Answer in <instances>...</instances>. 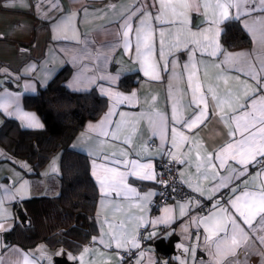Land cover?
Masks as SVG:
<instances>
[{"label": "crops", "instance_id": "crops-1", "mask_svg": "<svg viewBox=\"0 0 264 264\" xmlns=\"http://www.w3.org/2000/svg\"><path fill=\"white\" fill-rule=\"evenodd\" d=\"M155 4V6H154ZM252 7H255L253 5ZM159 8L158 0H0V98H4L6 94H12L13 97H18L16 103L19 104L21 110L26 113L34 114L41 125L43 121L36 110L29 109L24 105V97L27 95L37 94L40 88L48 86L59 73L67 68L69 75L64 81V85L71 91H88L96 89L98 93L108 99V106L103 114L95 119L88 120L84 126L76 133L70 142V148L82 152L89 157L91 175L95 180L98 188V200L95 207V217L98 226V233L86 244L84 247L76 252L65 250L61 247L52 248L43 242H39L30 247H23L18 242H12L11 231L13 230L18 215L15 210V205H23L35 196L54 195L58 193V177L61 173V151L57 152L53 158L43 167L41 175L30 176V167L28 162L23 159H14L1 145H0V196L4 199V208L11 214V219L5 222V229L10 227V231L0 230V260L3 264H9L10 261L22 260L24 254L29 255V259L38 261V264H56L58 258L67 260L70 264H81L80 257L84 253L85 248L91 251L84 256L85 264L88 261H93L94 264H123L121 252H126L123 248L116 249L105 248L100 244L98 238L102 234V220L108 218L115 222L124 220L127 227L132 230L133 235H138L139 230L135 229L134 223H128L126 220L127 214H135L138 216H145L148 220H156L165 217V208L173 209L171 216L173 217L168 224H157L155 227H146V237L149 243L142 248L139 239L140 247L131 249V252L137 253L131 257L129 264H181V261H187V264H211L212 256L205 250L203 237L207 234L203 226L197 228L195 224H190L192 217L196 215L207 216L212 210L213 205L219 201L220 204H225L229 196L239 194L242 188L254 190L264 183V177H257L256 173L261 170L264 165L253 163L248 164V175L241 177L240 180L234 181L229 188H221L215 194L211 193V189L217 183L218 179H212L209 175L207 180L202 182V187L205 190V195L201 196L194 192L196 201L200 204L206 200L208 207L204 211L198 210L199 206L195 203L188 206L187 215L181 216L177 204H183L186 200H179L174 202H167L163 204L158 211L153 208L154 200L157 196L156 180H141L135 177L128 178V184L137 189L143 196L147 193H154L149 199L150 203L144 206L143 210L138 208H128V201L117 197L114 193L108 197L111 203H102L103 191L97 181L94 172L99 176H104L100 168L95 165H103L108 167H117L119 170H125L122 165H115L112 163L113 157L111 154L116 153L115 158L124 159L120 156L121 151L128 153L127 159L138 160L141 163L151 162L154 171L157 173V161L160 157L171 159L167 154L171 150V145L165 144L161 147L159 137L153 136L147 120H139L137 125V132L133 137L131 144H124L121 140H112L111 138L98 137L95 131H89V126H97L105 119L106 114L113 108V99L111 94H104L100 87L109 90L110 93L119 92L125 96H130L136 93L139 103L135 106L127 104H120L115 108V115L111 118L112 126L115 122L121 119L120 113H126V118L129 120L139 119V114L148 109V105L155 97L154 107L161 112L171 114L172 101L168 96V84L171 80V63L169 64V71H160V80H152L145 76L138 61L135 58V47L130 51H126L123 47L122 25L125 17L132 13L133 30L138 25L140 16L143 15V9L152 14L153 17L157 15ZM235 9L230 10V15L234 14ZM211 15V12L209 13ZM190 28L193 33H201L209 25L202 23L205 16L196 12L190 14ZM253 16H260L261 13L253 12ZM72 17L75 31L65 28H57L63 18ZM246 17L241 18L239 22L243 27V21ZM228 19L224 20L218 25L220 29L219 44L221 46L220 37L224 30V24ZM153 25L159 29V25L153 19ZM165 41V56L164 60L171 61L172 57L167 53V47L172 39V32L169 25L163 26ZM245 30V29H244ZM245 32H247L245 30ZM248 33V32H247ZM251 38V44L248 47L224 50L228 54L245 53L248 54L245 59L250 60L259 69V62L257 55L264 56V48L248 33ZM211 35V34H210ZM75 37V39H73ZM134 39V32L131 35ZM191 39L192 37L187 32V29L181 33V39ZM202 39L200 35L195 37ZM159 31L155 33V41L157 49H159ZM77 41H80L79 43ZM194 47L192 44H187L184 49L176 50L174 52L179 63L176 66L177 73H183V79L172 80L174 86L188 91L186 84L187 72L182 68L190 56L186 48ZM95 53L97 51L107 56V64L105 66L104 56L100 60H96L94 56L85 54ZM79 57L78 59H76ZM156 60L158 63H163L157 50ZM197 61H204V64H198L199 74L198 79L205 86L211 84L218 85V90L223 93L226 88L232 89L239 94V104L244 105V108L249 107V99L253 94V89L257 88L256 82L244 72H237L231 66H228L225 74L229 77L227 85L224 81L218 80L217 77L224 72V66L217 67L221 64L222 56L218 55L210 57L202 49L196 51ZM77 73H83L82 81L79 85L73 84V78ZM110 74L118 77L115 83L108 81L97 80L96 84H86L88 77L94 74L104 75ZM137 73V83L130 89L125 90L121 88L120 81L124 75ZM264 82V77H262ZM249 85L248 93L240 92L241 84ZM82 90H75L76 88ZM86 89V90H83ZM262 93L257 90L255 95L259 96ZM190 97H185V100ZM16 103H13L9 108V112L14 111ZM237 111L231 114H238L242 109H238L233 105ZM193 109L187 108L184 112V117L192 114ZM206 119L198 126H194L191 130L182 129L177 125V129L182 131L184 135L191 139L198 140L203 149L208 153H213L214 150L221 148L225 141L229 140V128L220 121L218 115L213 113L212 103L209 101V106L206 112ZM6 119H14L24 129H41L27 126V121L21 120L17 115H8L0 109V126ZM44 126V125H43ZM111 130V129H110ZM127 131L122 135H127ZM238 138L232 137V139ZM105 139L106 144L102 153L93 155L96 151L95 144L97 140ZM187 144L182 146V151L186 150ZM146 149V150H145ZM203 151V150H201ZM136 152L140 155L137 156ZM108 156L109 159H104ZM192 158L195 159V152L192 153ZM264 159V157H257V160ZM172 160V159H171ZM214 163L218 161L213 160ZM55 163L56 171H53V164ZM228 163L234 164V161L229 160ZM237 167H239L237 165ZM219 175L226 174V169H217ZM183 172V178L187 180L191 174L195 172L194 167H187L180 164V173ZM157 177V176H156ZM27 182L28 190L25 193L23 200L7 199L5 189L15 190L20 185ZM187 185V184H186ZM188 186V185H187ZM236 187V192H230L231 187ZM190 188V187H189ZM191 189V188H190ZM192 190V189H191ZM208 195H212V199H208ZM119 202L123 205L127 212H114L113 205ZM229 211L232 215L238 214L229 206ZM259 218L253 221L251 227L241 224L247 233L248 239L240 243L236 247L234 255L228 257L229 260L235 261L236 264H264V243L261 242V237L264 236V228L259 224ZM188 227V232L184 231ZM107 226H103V231H107ZM9 234L6 236V234ZM191 236V239H185L186 236ZM177 238L174 245V253L171 258L165 255L162 251H158L155 247V242L159 239L169 241L171 237ZM151 237V238H149ZM199 237V240H197ZM189 249L185 252L184 249ZM18 250L14 252L13 250ZM194 251V259L190 255ZM162 252V253H161ZM170 259V260H169Z\"/></svg>", "mask_w": 264, "mask_h": 264}, {"label": "snow or ice", "instance_id": "snow-or-ice-1", "mask_svg": "<svg viewBox=\"0 0 264 264\" xmlns=\"http://www.w3.org/2000/svg\"><path fill=\"white\" fill-rule=\"evenodd\" d=\"M159 8L157 15L152 16L151 13L139 9L143 15L140 16L138 25L133 30L132 13L125 17L122 25L123 47L126 51H130L135 47V58L138 61L141 70L145 76L150 77L152 80H160V71H169V64L171 63V80L168 84V96L172 101L171 114H166L159 111L154 107L156 98H152V102L148 105V109L139 114V119L129 120L126 118V113H120L121 119L115 122L114 127L111 123V118L115 115V108L120 104H127L135 106L139 103L136 93L130 96H125L122 93H110L109 90L101 88L104 94L112 95L113 108L110 110L103 121L97 126H89V131H95L98 137L111 138L112 140H121L124 144H131L138 128L139 120H147L153 136L159 137L161 147L165 144L171 145V150L167 153L172 160L179 164L186 165L187 167H194L195 172L189 176L187 180L183 178V172L180 173L181 182L187 184L193 192L199 193L201 196L205 195V190L202 187V182L212 176V179H218L219 183L215 184L211 189V193L219 191L221 188H229L234 184V181L240 180L241 177L248 175V164L255 162V164L264 165V159L257 160V157H264V56L257 55L259 62V69L250 60L245 59L248 54L237 53L228 54L223 52L219 44L220 29L218 25L224 20H232L241 22L242 17L247 19L243 21L244 29L250 33L253 40L257 41L262 48H264V0H158ZM255 5V7H252ZM155 6V4H154ZM235 9L234 14L230 15V10ZM196 12L205 16L202 23L208 24L209 27L204 29L201 33H193L190 28V13ZM211 12V15L209 14ZM253 12L261 13L260 16H253ZM153 19L160 26L157 29L153 25ZM169 25L172 32V39L167 47V53L172 57L171 61L164 60L165 56V41L162 39L164 36L163 26ZM57 28L71 29L75 31L72 17H65L62 19ZM187 29V32L192 37L191 39H181V33ZM159 31V49L155 41V33ZM134 32V39L130 38ZM211 34V35H210ZM200 35L202 39H196ZM75 39V37H73ZM78 43L80 41H77ZM187 44H192L194 47L186 48L190 53L188 61L183 64L182 68L187 72L186 84L188 91L173 85L172 80L183 79V73L176 72V66L179 63L174 52L176 50L184 49ZM202 49L210 57L221 55L223 58L220 67L224 66L222 72L217 79L223 80L225 85L228 83L229 77L225 74L228 66L234 68L237 72H244L256 82L257 88L253 89L248 103L249 107L244 108V105L239 104V94L232 89L226 88L223 93L218 90V85L205 86L198 79L199 68L198 64H204V61H197L196 51ZM157 50L163 63H158L156 60ZM85 54L94 56L96 60H100L103 53L97 51ZM77 57L76 59H78ZM105 66L107 64V56H104ZM83 73H77L73 78V84L79 85L82 81ZM118 77H114L105 73L104 75H93L88 77L85 81L86 84H96L97 80L108 81L115 83ZM249 85L246 83L241 84L240 92L248 93ZM75 90H82L76 88ZM86 90V89H83ZM259 90L262 94L257 96L255 92ZM190 97L185 100V97ZM18 97H13L12 94H6L4 98H0V109L8 115H17L21 120L27 121V126L40 128V124L34 114L23 112L16 101ZM209 101L212 103L213 113L218 115L220 121L229 128V140L225 141L221 148L214 150L213 153H208L203 149V145L195 139L184 135L182 131L177 129V125L182 129L191 130L194 126H198L207 117L206 112L209 106ZM13 103H16L14 111L9 112V108ZM242 109L238 114H231L237 109ZM187 108H192L193 112L190 116L184 117V112ZM111 129V130H110ZM127 131V135H122ZM238 138L232 139V137ZM106 144L105 139L97 140L95 149L92 154L98 155L102 153ZM187 144L186 150L182 151V146ZM146 150V149H145ZM203 150V151H201ZM195 152V159L192 158V153ZM113 157L112 163L115 165H122L125 170L121 171L117 167H108L103 165H95L94 167L100 168L106 175L99 176L93 173L103 191L102 203H111L108 199L113 193L117 197L128 201V208H138L143 210L144 206L150 203V197L154 193H147L141 195L136 188L128 184L129 177H135L141 180L155 181L157 173L154 171L152 163H141L138 160L127 159L128 153L121 151L120 156L124 159L115 158L116 153L111 154ZM139 156L140 153L136 152ZM104 159H109L104 156ZM218 161L214 163L213 160ZM234 161V164L228 161ZM237 165L239 167H237ZM217 169H226V174L221 176ZM53 171H56L55 163L53 164ZM257 177H264V167L256 173ZM163 183V181H159ZM236 187H231L229 190L232 193L236 192ZM28 190L27 182L20 185L19 188L13 190L5 189L7 199L25 198V193ZM4 197L0 196V230L10 231V227L5 229V222L11 219V214L4 208ZM208 199H212V195H208ZM195 203L199 206V201L195 198L189 197L183 204L178 203L177 207L181 216L187 215L188 206ZM229 206L234 209L238 214L234 216L229 211ZM114 212H127L128 210L123 207L119 202L113 205ZM173 209L165 208V217L156 220H148L145 216H138L135 214H127L126 220L128 223H134L135 229L139 230L141 227L152 226L157 224H168L173 218L171 216ZM259 218V224L264 228V183L254 190L242 188L239 194L229 196L225 204H220L217 201L213 205V210L207 216L196 215L191 218L190 224H195L197 228L203 226L204 231L207 233L204 237L205 250L212 256L211 264H236L235 261L229 260L228 257L234 255L236 247L248 239L244 227H242L241 220L244 225L252 226L253 221ZM107 226V231H103V226ZM188 232V227L184 228ZM151 238V237H149ZM96 240L97 238H93ZM185 239H191V236H186ZM199 240V237H197ZM100 244L105 248L115 247L116 249L123 248L126 252H131L133 248H139L138 235H133L132 230L127 227L124 220L115 222L104 218L102 220V234L98 238ZM261 242L264 243V236L261 237ZM14 252L18 250H13ZM91 250L84 249V253L79 258L81 264H85L84 256ZM185 252L189 249L185 248ZM194 249L191 251L194 259ZM49 260L50 258L46 257ZM0 264L3 261L0 260ZM9 264H38V261L29 259V255L24 254L22 260L10 261ZM87 264H94L93 261H88ZM107 264V262H106ZM181 264H187V261H181ZM202 264V262H201Z\"/></svg>", "mask_w": 264, "mask_h": 264}, {"label": "trees", "instance_id": "trees-1", "mask_svg": "<svg viewBox=\"0 0 264 264\" xmlns=\"http://www.w3.org/2000/svg\"><path fill=\"white\" fill-rule=\"evenodd\" d=\"M220 41L223 51L251 44L249 34L232 20L225 22ZM68 75L66 68L37 94L24 97V105L37 111L43 128L24 129L14 119H6L0 126V145L14 159L28 162L30 176L41 175L53 156L62 152L58 193L35 196L23 205H15L18 219L11 231L12 242L26 248L43 242L52 248L76 252L98 233V188L91 175L89 157L70 148V142L86 121L103 114L108 99L96 89H67L64 81ZM136 77L137 73L124 75L121 88L130 89L137 83Z\"/></svg>", "mask_w": 264, "mask_h": 264}, {"label": "built area", "instance_id": "built-area-1", "mask_svg": "<svg viewBox=\"0 0 264 264\" xmlns=\"http://www.w3.org/2000/svg\"><path fill=\"white\" fill-rule=\"evenodd\" d=\"M163 181V183L159 182ZM157 196L153 203V208L158 211L159 208L167 203L179 200H187L189 197L195 196V193L184 183L180 178V164L174 160L166 157H160L157 161ZM208 201L204 200L198 210L204 211L208 207ZM139 239L141 246L144 248L148 243L146 237V228H142L139 233ZM137 251L133 252H121L120 255L123 259V264H129V260L133 257Z\"/></svg>", "mask_w": 264, "mask_h": 264}, {"label": "water", "instance_id": "water-1", "mask_svg": "<svg viewBox=\"0 0 264 264\" xmlns=\"http://www.w3.org/2000/svg\"><path fill=\"white\" fill-rule=\"evenodd\" d=\"M8 235L9 234L7 233L6 236ZM176 240L177 238L175 236L171 237L169 241L165 239H159L158 241L155 242V247L158 251H162L165 255L171 256L175 251L174 245ZM56 264H70V263H68L67 260L63 258H58L56 260Z\"/></svg>", "mask_w": 264, "mask_h": 264}, {"label": "bare ground", "instance_id": "bare-ground-1", "mask_svg": "<svg viewBox=\"0 0 264 264\" xmlns=\"http://www.w3.org/2000/svg\"><path fill=\"white\" fill-rule=\"evenodd\" d=\"M122 264V263H121Z\"/></svg>", "mask_w": 264, "mask_h": 264}]
</instances>
